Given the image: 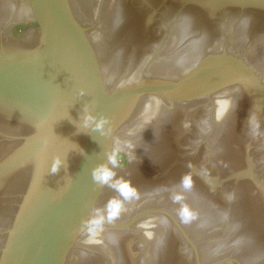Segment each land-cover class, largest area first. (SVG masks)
Instances as JSON below:
<instances>
[{
	"label": "water",
	"instance_id": "95a60500",
	"mask_svg": "<svg viewBox=\"0 0 264 264\" xmlns=\"http://www.w3.org/2000/svg\"><path fill=\"white\" fill-rule=\"evenodd\" d=\"M0 264H264V0H0Z\"/></svg>",
	"mask_w": 264,
	"mask_h": 264
},
{
	"label": "clouds",
	"instance_id": "9594fccd",
	"mask_svg": "<svg viewBox=\"0 0 264 264\" xmlns=\"http://www.w3.org/2000/svg\"><path fill=\"white\" fill-rule=\"evenodd\" d=\"M83 121L85 122L86 126H93L95 130L103 132L104 125L107 123V118L100 117L97 119L95 116H93L90 112H85L83 116ZM94 122V124H93ZM65 164V161H62L58 157L53 158V162L51 164L50 173L56 174L60 168L61 165ZM113 173L107 168L105 163H99L92 169V179L94 182L103 184L107 183ZM125 194H127V190L125 189Z\"/></svg>",
	"mask_w": 264,
	"mask_h": 264
}]
</instances>
